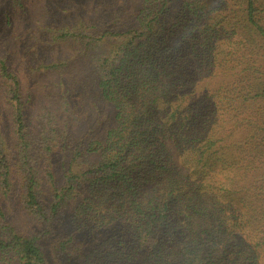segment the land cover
I'll list each match as a JSON object with an SVG mask.
<instances>
[{
	"label": "trees",
	"instance_id": "obj_1",
	"mask_svg": "<svg viewBox=\"0 0 264 264\" xmlns=\"http://www.w3.org/2000/svg\"><path fill=\"white\" fill-rule=\"evenodd\" d=\"M119 7L94 3L92 17L62 33L76 37L73 55L89 60L105 98L102 108L90 102L92 126L78 124L62 91L27 133L13 96L15 142L0 131V223L14 196L39 224L26 234L10 227L16 264H89L102 254L107 264H257L264 0ZM218 75L232 78L225 96L219 85L196 93Z\"/></svg>",
	"mask_w": 264,
	"mask_h": 264
},
{
	"label": "rangeland",
	"instance_id": "obj_2",
	"mask_svg": "<svg viewBox=\"0 0 264 264\" xmlns=\"http://www.w3.org/2000/svg\"><path fill=\"white\" fill-rule=\"evenodd\" d=\"M101 1L108 0H0V131L9 145L15 142L12 141L13 96H18L24 104L27 133L35 131L36 125L47 116L45 113H53L62 91L69 95L73 112L79 118L78 124L83 128L92 126L94 111L90 102L94 100L102 108L105 98L95 93L96 82L89 60L73 55L77 53L76 37L62 33L67 31L65 26L76 22L78 15L85 21L92 17V6ZM111 1L127 12L140 3V0ZM13 75L18 81L15 89ZM231 81L230 76L223 75L202 79L196 93L208 94V90L219 85L220 95L225 96L234 86ZM59 84L63 85L62 90ZM4 214L7 223L5 220L0 223V238L5 244L0 248V264H16L10 245V227L26 234L37 230L39 224L25 213L14 196L6 202ZM258 251L257 264H264V249ZM102 256L100 261L93 258L88 263L107 264L111 256ZM62 264L68 262L62 261Z\"/></svg>",
	"mask_w": 264,
	"mask_h": 264
}]
</instances>
